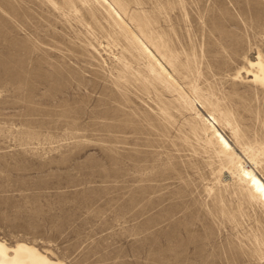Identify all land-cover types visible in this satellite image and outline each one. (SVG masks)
<instances>
[{"label": "rangeland", "instance_id": "obj_1", "mask_svg": "<svg viewBox=\"0 0 264 264\" xmlns=\"http://www.w3.org/2000/svg\"><path fill=\"white\" fill-rule=\"evenodd\" d=\"M108 1L121 18L0 0V239L64 264H264V200L207 121L264 181V0Z\"/></svg>", "mask_w": 264, "mask_h": 264}, {"label": "bare ground", "instance_id": "obj_2", "mask_svg": "<svg viewBox=\"0 0 264 264\" xmlns=\"http://www.w3.org/2000/svg\"><path fill=\"white\" fill-rule=\"evenodd\" d=\"M103 1L109 4L115 14L121 18L119 12L109 3L108 0ZM134 37L140 43L145 54L154 61V64L156 63L167 77L175 81V77L173 78V76L168 72L166 67L157 58L151 48L137 35H134ZM250 66L255 69V79L264 84V60L262 56L259 55L258 62L250 63ZM207 121L222 152L229 157L232 169L236 171L241 180L249 184L254 192L264 200V181L260 178L256 171L257 163L252 157L248 156L245 151H243L242 155L233 148L229 140L216 127L215 118H213L211 122L208 119ZM49 255L50 254L48 252L41 251L36 246L26 242H17L14 245H10L0 239V264H64L62 261L56 260Z\"/></svg>", "mask_w": 264, "mask_h": 264}]
</instances>
